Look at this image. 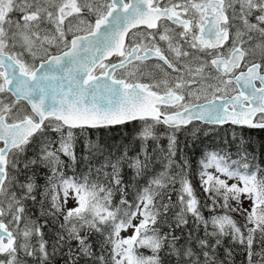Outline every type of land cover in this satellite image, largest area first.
Here are the masks:
<instances>
[{
  "label": "snow or ice",
  "instance_id": "6c2138e0",
  "mask_svg": "<svg viewBox=\"0 0 264 264\" xmlns=\"http://www.w3.org/2000/svg\"><path fill=\"white\" fill-rule=\"evenodd\" d=\"M244 129L264 0H0V264H264Z\"/></svg>",
  "mask_w": 264,
  "mask_h": 264
},
{
  "label": "trees",
  "instance_id": "16d2710c",
  "mask_svg": "<svg viewBox=\"0 0 264 264\" xmlns=\"http://www.w3.org/2000/svg\"><path fill=\"white\" fill-rule=\"evenodd\" d=\"M126 132L127 133L132 132L131 126H127L126 128H121L118 126L114 129H112L110 132L109 131H103L100 135L105 141L112 143V142H120L122 139L126 138ZM239 134H240V132L236 135H239ZM252 134H253V136H247V134L244 132V136L246 138H250L254 143H256V144L264 143V131L252 132ZM182 139H183V137H182ZM202 139H203V137H202ZM221 139H226V138H223L221 136H215L212 139L204 140L202 145L201 144L197 145L195 152L198 154L201 147H207L210 144L219 143ZM190 144H191V141H190ZM188 151L193 152L194 150L190 147L188 149ZM78 152H79V149H78ZM196 158H197V156H193V159H196ZM261 160L263 161V159H261ZM194 183L197 184L198 194H200L202 196L203 195L202 191L198 187V180H194ZM204 214L205 215L208 214L207 209L204 210ZM142 251H146V250H142ZM240 259L241 258L238 256L237 257V264H240Z\"/></svg>",
  "mask_w": 264,
  "mask_h": 264
},
{
  "label": "rangeland",
  "instance_id": "374dc122",
  "mask_svg": "<svg viewBox=\"0 0 264 264\" xmlns=\"http://www.w3.org/2000/svg\"><path fill=\"white\" fill-rule=\"evenodd\" d=\"M218 131H219V135H217V136H221L223 138H227L228 136L231 135V129L223 128V129H220ZM236 133H239V132L236 131ZM245 206H247V204ZM237 219H239V217H237ZM128 234H130V233H125V235H128Z\"/></svg>",
  "mask_w": 264,
  "mask_h": 264
},
{
  "label": "flooded vegetation",
  "instance_id": "af4514ba",
  "mask_svg": "<svg viewBox=\"0 0 264 264\" xmlns=\"http://www.w3.org/2000/svg\"><path fill=\"white\" fill-rule=\"evenodd\" d=\"M224 128L231 129V127L227 126V125ZM243 131L247 134V136H253L252 132L264 131V130H248V129H244ZM237 132H240V130L237 129ZM236 134H238V133H236ZM261 159H263V161H264V157H261Z\"/></svg>",
  "mask_w": 264,
  "mask_h": 264
}]
</instances>
